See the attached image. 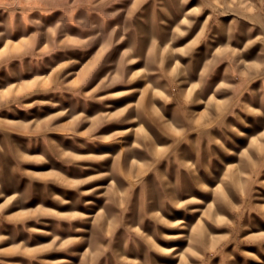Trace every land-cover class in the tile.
<instances>
[{"label":"rangeland","instance_id":"rangeland-1","mask_svg":"<svg viewBox=\"0 0 264 264\" xmlns=\"http://www.w3.org/2000/svg\"><path fill=\"white\" fill-rule=\"evenodd\" d=\"M0 264H264V0H0Z\"/></svg>","mask_w":264,"mask_h":264}]
</instances>
